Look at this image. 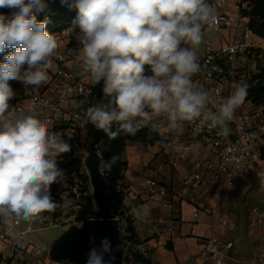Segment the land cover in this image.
I'll return each instance as SVG.
<instances>
[{
	"label": "built area",
	"instance_id": "obj_1",
	"mask_svg": "<svg viewBox=\"0 0 264 264\" xmlns=\"http://www.w3.org/2000/svg\"><path fill=\"white\" fill-rule=\"evenodd\" d=\"M48 8L37 14V20L47 18L48 23L57 8L51 0H45ZM214 5L218 17L217 24L206 27L219 36L229 32L231 38L218 47L204 37L198 51L201 70L193 76L194 86L208 90L218 101L226 99L231 93L233 82L248 81L264 73V43L246 26L240 34L236 33L239 21V0H209ZM245 4H241L243 8ZM74 9V8H73ZM16 9H9L6 16L11 17ZM0 14H3L0 8ZM57 41L66 40V49L55 53L51 61L58 69L50 80L39 87L25 85L20 80L9 81L15 96L9 101L10 108L34 109L40 118L48 123L49 131L61 136L71 146V151L57 157L58 167L63 171V179L53 183L50 193L58 207L52 212H44L41 217L28 223L0 218V264H16L33 261V264H69L52 261L34 234L46 229L72 226L81 227L87 220H113L117 232L125 242L123 264H133L137 259H147L156 248H164L160 240L155 247L139 242L134 234L132 221L123 207L114 211L103 207L98 211L92 201V187L83 165V159L94 153L103 158V143H92L87 123L80 125L87 108L94 104H108L106 98H97L92 88L97 84L83 69L78 52L81 47L73 30L66 29L53 34ZM256 38L259 43L255 42ZM69 66L68 69L65 66ZM27 65L22 67V72ZM147 75H151L150 70ZM98 101V102H97ZM156 129L141 127L136 133L150 130L157 138L153 146L161 162L149 164L137 180V198L151 207L172 209L174 204L188 207L187 223L190 236H195L194 226L201 217L210 220L213 232L205 237H196L201 242L198 253L179 264H264V209L252 206L247 214L245 228L254 232L251 252L245 258L236 253V243L230 238L241 225L231 212L221 206L227 195H248L252 189L264 197L257 172H264V101L250 100L236 110L234 119L229 122L231 135L227 138L217 135V130H209L197 122H185L181 129L170 130L164 117L157 118ZM85 140L89 146L85 147ZM102 162V161H101ZM185 175L179 179L178 186L159 181L158 176L165 170L176 174L179 169ZM100 173H105L100 165ZM118 189L125 195L128 188L122 181ZM105 194V193H104ZM225 196V197H224ZM103 217L96 218V215ZM223 228L224 235L217 234ZM216 230V231H215ZM151 234L154 235L152 229Z\"/></svg>",
	"mask_w": 264,
	"mask_h": 264
},
{
	"label": "clouds",
	"instance_id": "obj_2",
	"mask_svg": "<svg viewBox=\"0 0 264 264\" xmlns=\"http://www.w3.org/2000/svg\"><path fill=\"white\" fill-rule=\"evenodd\" d=\"M77 10L73 28L79 27L78 59L91 81H103L106 105L87 108L80 125L93 124L110 139L120 132L135 135L141 127L156 129L164 117L170 130L185 122H199L218 136L231 135L229 122L245 102L248 84L233 82L226 99L218 101L203 87L194 86L200 72L198 51L204 29L218 22L209 0H61ZM0 8L16 9L11 17L0 14V218L31 223L54 211L50 187L63 179L57 157L71 146L34 109L10 108L15 93L9 81L39 87L49 79L56 36L46 31L47 18L37 14L45 0H0ZM72 30V29H70ZM27 69L22 72V67ZM146 66L151 75L146 74ZM113 122L119 124L112 131ZM118 158L113 157L109 163ZM264 189V172H257ZM145 220L143 207L132 210ZM95 245L94 238L91 241ZM119 247V246H117ZM113 246L107 237L87 252L85 264H109Z\"/></svg>",
	"mask_w": 264,
	"mask_h": 264
},
{
	"label": "crops",
	"instance_id": "obj_3",
	"mask_svg": "<svg viewBox=\"0 0 264 264\" xmlns=\"http://www.w3.org/2000/svg\"><path fill=\"white\" fill-rule=\"evenodd\" d=\"M230 38L231 34L229 32H222V35L219 36L217 42L212 43L214 47H218L225 41H229ZM66 43V40L57 41L58 47L54 54L60 53L66 49ZM65 68L68 69L69 66L66 65ZM57 69L58 65L51 61V65L48 70V81ZM101 82L103 84V81ZM130 149L131 148L125 145L121 155V160L126 164L125 169L121 172L122 181L128 188V192L124 195L122 202L123 209L132 221L134 234L139 242L151 247H155L156 240H160L164 244V248H156L146 261L140 264H179L186 258L198 253L200 250L201 242H199L196 237L205 238L213 232L210 220L206 217H201L193 228L196 237L190 236L189 232L191 228L186 222L188 218V207L185 204H174L172 209L144 205L136 196V192L138 191L137 180L142 172V169H133V167L123 159L124 151L127 150L128 153ZM155 153H157V150L149 155V159L154 157L156 155ZM184 175L185 170L183 168L179 169L176 174L168 173V171L165 170L163 174L158 176V179L167 185L172 184L174 187H177L179 179ZM221 206L227 209L228 201H223ZM141 207L148 212V216L145 220L136 219L132 212L134 208ZM234 218L236 219L235 216ZM150 229L153 230L154 235L151 234ZM217 234L224 235L223 228H218ZM254 236V232L242 227L239 228L237 233L229 236L235 241L236 253L240 258H242L241 255L246 256L248 254V243L251 245ZM243 252L245 253L243 254Z\"/></svg>",
	"mask_w": 264,
	"mask_h": 264
},
{
	"label": "trees",
	"instance_id": "obj_4",
	"mask_svg": "<svg viewBox=\"0 0 264 264\" xmlns=\"http://www.w3.org/2000/svg\"><path fill=\"white\" fill-rule=\"evenodd\" d=\"M240 14L245 19L247 28L258 38L264 39V0H239ZM51 3L59 6L61 0H51ZM241 4H245V9L241 8ZM1 11L6 15L8 8H1ZM77 16V10L73 8H57L55 14L52 16L50 23L46 26V31L50 34L59 33L66 29H72L75 36H79V27L73 28V21ZM9 50L0 54V62L3 61L4 55L8 54ZM148 67L146 66V74H148ZM248 95L246 100L255 103L264 101V73L252 77L248 81ZM102 82L98 83L92 88V94L97 98H106L103 93ZM119 128L117 122H113L112 131ZM89 133L92 137V143H103L105 146V153L102 158L101 166L105 173V194L103 196L102 207H110L117 211L123 207L122 202L124 195L118 189V182L121 181V172L125 169L126 164L121 160V155L127 142H138L144 146L153 147L157 143V138L150 130H144L135 135L120 134L115 139H110L108 135L102 130H98L95 126L89 127ZM113 157L118 159L114 163H109ZM103 217V214L96 215V218ZM146 259H137L133 264H140Z\"/></svg>",
	"mask_w": 264,
	"mask_h": 264
},
{
	"label": "water",
	"instance_id": "obj_5",
	"mask_svg": "<svg viewBox=\"0 0 264 264\" xmlns=\"http://www.w3.org/2000/svg\"><path fill=\"white\" fill-rule=\"evenodd\" d=\"M101 161V157L94 153H89L83 159V165L92 187V201L98 211L102 208L105 193L104 176L99 171ZM105 237L113 246L112 255L115 257L114 260H111L109 256H105V259L109 261V264H123L126 244L118 235L117 223L105 219L87 220L81 227H70L51 244L47 251L48 256L52 261L85 264L88 250L93 246H99L100 241ZM93 238L95 245L91 242Z\"/></svg>",
	"mask_w": 264,
	"mask_h": 264
},
{
	"label": "rangeland",
	"instance_id": "obj_6",
	"mask_svg": "<svg viewBox=\"0 0 264 264\" xmlns=\"http://www.w3.org/2000/svg\"><path fill=\"white\" fill-rule=\"evenodd\" d=\"M242 9H245V6ZM239 15L241 16L240 9H239ZM245 24H246V21H239L237 29H236L237 34H240ZM204 37L209 38L213 43L217 42V40L219 39V35L211 30L205 31ZM254 40L255 42L259 43V41L256 38H254ZM260 40H261L260 43H264V39H260ZM98 101H99V104H95V105H101L100 104L101 100H98ZM88 146H89V141L85 140V147H88ZM126 146L131 149L129 150L128 153H127V150L124 151L123 159L126 162H128L129 165L133 167V169L144 170L149 164H156L162 161L160 157L158 156L155 157L156 155L152 157L151 159H149V155H151L152 152L156 151L155 147H148V146H144L139 143H131V142H128ZM225 199L226 201H228V208H227L228 211L231 212L236 217V220L239 222L242 228H245L247 214H248L249 209L252 206H258L264 209V197H262L257 192L256 189H252L248 195H244V196L243 195H234V196L227 195ZM65 231L66 229H63V228L46 229L44 231L35 233L34 238L36 239L37 243L44 251H48L51 244L55 240L60 238ZM252 244L253 243H251V245ZM251 245L250 243H248L249 252L246 256H248L251 252V248H252ZM244 253L245 252H243V254ZM243 256L241 255L242 258L246 257V256L244 257ZM16 264H33V261L29 260L28 262H18Z\"/></svg>",
	"mask_w": 264,
	"mask_h": 264
}]
</instances>
